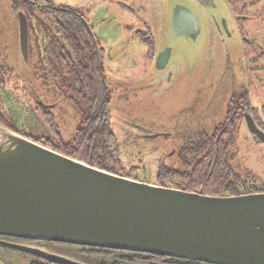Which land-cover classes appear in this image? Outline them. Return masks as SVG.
I'll use <instances>...</instances> for the list:
<instances>
[{"label":"water","instance_id":"95a60500","mask_svg":"<svg viewBox=\"0 0 264 264\" xmlns=\"http://www.w3.org/2000/svg\"><path fill=\"white\" fill-rule=\"evenodd\" d=\"M191 1L204 12L200 16L194 6L174 4L171 37L197 40L202 16L211 21L213 16L223 35L232 34L227 18L217 13L225 11L224 0ZM19 16L29 62L28 20L22 11ZM172 52L171 45L162 48L158 69L168 65ZM246 119L264 143V131L251 116ZM0 234L210 264H264V192L215 196L132 179L0 124Z\"/></svg>","mask_w":264,"mask_h":264},{"label":"rangeland","instance_id":"374dc122","mask_svg":"<svg viewBox=\"0 0 264 264\" xmlns=\"http://www.w3.org/2000/svg\"><path fill=\"white\" fill-rule=\"evenodd\" d=\"M14 1L0 0V51L15 56L21 55V47ZM224 1L225 11L218 9L217 13L227 18L232 34L219 33L216 19L202 16V32L195 41L169 35L174 4L194 6L200 16L204 12L191 0L55 1L57 5L66 3L80 8L90 18L100 3L106 7L110 19L107 29H100L99 37L107 50L104 67L112 91V129L127 155L124 168L130 170L133 165L144 163L151 183L156 180L158 168L171 160L167 154L172 140L187 137V124L195 129L192 131H210L211 124L225 114L234 92H238V97L245 93L253 107L264 106V0H233L238 15L232 12L229 1ZM239 16L243 17L241 21L236 20ZM128 26L149 28L160 49L164 40L173 47L165 68L158 69L150 62L147 46L127 30ZM138 127L154 134L174 132V136L147 138ZM189 137L198 136L193 133ZM236 141L237 161L242 159L264 180V143L255 139L244 123ZM171 164L179 161L173 159Z\"/></svg>","mask_w":264,"mask_h":264},{"label":"flooded vegetation","instance_id":"af4514ba","mask_svg":"<svg viewBox=\"0 0 264 264\" xmlns=\"http://www.w3.org/2000/svg\"><path fill=\"white\" fill-rule=\"evenodd\" d=\"M55 1L15 0L13 3L14 9L18 12L16 17L19 25L21 55H8L0 51V122L16 133L42 145L80 147L87 144L92 148L109 146L110 139L116 134L112 129V91L104 67L107 50L99 37L100 29H107L110 19L108 11L100 3L92 11L90 18L80 8H73L66 3L57 5ZM228 1L232 12L238 15L233 8V0ZM256 1L251 0V2ZM20 11L28 20L29 62L26 61L21 46ZM242 18L239 16L236 20L241 21ZM233 19L235 21V18ZM127 30L147 46V56L152 63H155L159 50L170 46L169 43L165 44L166 40H164L160 49L149 28L138 30L128 26ZM82 31L84 35L90 33L97 51L100 49L103 56L100 65L103 82L107 86L110 98L108 102L102 103L101 109L98 108L95 98L91 102L85 101L79 91H72L73 84L78 85L77 89L80 87L83 64L81 56L78 57L79 54H75L73 42H76L78 51H81ZM218 32L221 33L219 27ZM261 55L264 56V52H261ZM9 56L17 63H13ZM72 70H75L74 77L71 76ZM23 91L25 97L21 95ZM255 114L259 118L264 117V106L253 107L246 99L245 93L238 97V92H234L228 101L225 114L211 124L210 131L203 129L192 131L195 129L190 128L191 124L186 125L187 137L172 140L167 154L171 160L167 165L159 168L175 165V168H179L198 155L199 152L193 149L204 148V155H206L211 152L214 145L219 148L221 144L225 146L226 141L229 142L228 147L232 151L231 163L235 164L234 167H238V161L244 163L242 159L237 161L236 158V136L240 125L244 123L254 138L258 139L251 132L246 119L247 116H251L257 126L264 131V122L261 119L257 121ZM138 128L146 133L147 138L164 135L169 139L174 136V132L154 134L150 129ZM193 133L198 137H189ZM153 135L156 137H151ZM173 159H177L179 164L173 166L171 164ZM0 241L19 246L12 247L0 242V263L2 264H136L137 259L139 264H145L146 256L151 255L144 252L1 234ZM153 256L157 259H150L148 261L150 264H159L161 257L178 259V257L162 255Z\"/></svg>","mask_w":264,"mask_h":264},{"label":"trees","instance_id":"16d2710c","mask_svg":"<svg viewBox=\"0 0 264 264\" xmlns=\"http://www.w3.org/2000/svg\"><path fill=\"white\" fill-rule=\"evenodd\" d=\"M84 31H82L83 48L81 51H78L76 42H73V49L75 54H79L78 57L81 56L83 67L80 87L77 89L78 85L73 84L72 91H79L85 101L91 102L95 98L98 108L101 109L102 103L104 101L108 102V98H110L107 86L103 82L102 68L100 65L103 56L100 49L97 51V46L94 45L90 33L88 32L84 35ZM75 75V70H72L71 76L74 77ZM255 118L257 121L261 119L264 122V117L259 118L255 114ZM0 124L2 123L0 122ZM109 142H111V145L98 148H92L91 145L87 146V144L80 147H54L44 145L90 165L140 181L150 182L147 174L148 170L143 166L144 163L138 166L133 165L130 170L124 168V160L127 159V155L124 153L122 143L116 135ZM228 143L226 141L225 146L221 144L219 148H216L214 145L211 148V152L206 155H204V148L200 149L199 147L193 149V151L199 152L195 158L193 157L179 168L172 166L159 168L154 183L215 196L264 192V180H260L254 172L245 167L243 162L238 161V167H234L235 164L231 163L232 151L228 147ZM153 255H148L146 256L147 258L145 257V264H150L148 262L150 259H157ZM161 262L162 264H210L196 260L169 257H161L159 264ZM136 264H139L138 259Z\"/></svg>","mask_w":264,"mask_h":264}]
</instances>
